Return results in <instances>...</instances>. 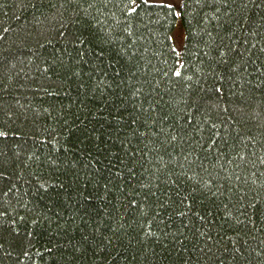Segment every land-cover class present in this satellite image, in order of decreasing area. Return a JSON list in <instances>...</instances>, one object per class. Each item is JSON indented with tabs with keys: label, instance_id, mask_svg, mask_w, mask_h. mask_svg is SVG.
Segmentation results:
<instances>
[{
	"label": "trees",
	"instance_id": "1",
	"mask_svg": "<svg viewBox=\"0 0 264 264\" xmlns=\"http://www.w3.org/2000/svg\"><path fill=\"white\" fill-rule=\"evenodd\" d=\"M160 2L0 0V264H264V0Z\"/></svg>",
	"mask_w": 264,
	"mask_h": 264
},
{
	"label": "snow or ice",
	"instance_id": "2",
	"mask_svg": "<svg viewBox=\"0 0 264 264\" xmlns=\"http://www.w3.org/2000/svg\"><path fill=\"white\" fill-rule=\"evenodd\" d=\"M142 2H148V0H142ZM159 7L161 8H167L169 12L172 13V15L176 18H179L181 21H183V11L187 7V0H161ZM130 13H135L137 11V7H131L128 9ZM182 33H178V35H181ZM177 76L180 75V72L177 71L175 73ZM216 93H221L222 89L220 87L215 88ZM3 133L0 132V136H2ZM255 207V206H254Z\"/></svg>",
	"mask_w": 264,
	"mask_h": 264
}]
</instances>
